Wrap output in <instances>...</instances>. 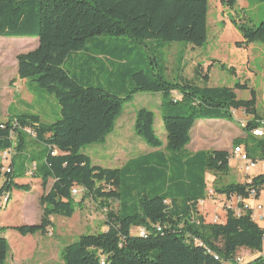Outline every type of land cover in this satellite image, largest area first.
<instances>
[{"label":"trees","instance_id":"obj_1","mask_svg":"<svg viewBox=\"0 0 264 264\" xmlns=\"http://www.w3.org/2000/svg\"><path fill=\"white\" fill-rule=\"evenodd\" d=\"M219 1L234 9L238 0ZM207 14L208 0H0V37L38 40L34 50L17 56L18 79L45 89L60 106L51 123L34 113L14 114L0 123V154L12 149L18 156L17 163L12 161L5 170L0 159V209L13 191L29 192L18 183L29 172L28 166H34L33 174L43 190L53 181L39 198L40 223L11 230L22 237L48 235L52 217L69 219L81 206L83 200L75 202L71 193L77 187L103 207L116 201L118 209L116 215H107L103 230L82 235L61 248L62 264H226L240 249L262 253L264 227L253 219L245 202L264 193V172L241 183L214 185L215 196L240 201L236 212L227 209L222 221L217 217L216 223H206L198 210L210 196L206 174L227 175L230 156L221 150L195 154L186 150L197 121H232L233 112L243 110L252 120L243 125L246 136L233 146H242L251 160L263 162L264 136L252 135L257 129L264 130V112L256 110L255 90L240 83L232 88H209L168 82L163 61L160 64L154 56L155 71L139 66L146 62V55L172 43L202 47ZM231 23L243 39L238 47L264 43V20L254 28L235 20ZM67 62L80 69L71 73L64 68ZM195 70L207 84L210 66L204 74L200 67ZM100 73L129 79L131 90L114 82L109 90L93 86V77ZM236 90L250 91V100H238ZM142 92L162 96L165 144L155 134L154 114L141 108L133 130L155 151L129 160L122 169L92 165L82 149L103 142L114 130L124 105ZM25 129L39 146L36 153L25 155L29 146ZM135 174L142 176V184L161 178L163 191L151 197L138 194L135 202H128L133 189L124 185L122 177ZM7 230L0 227V264L10 249L3 236ZM243 264H264V256Z\"/></svg>","mask_w":264,"mask_h":264},{"label":"rangeland","instance_id":"obj_2","mask_svg":"<svg viewBox=\"0 0 264 264\" xmlns=\"http://www.w3.org/2000/svg\"><path fill=\"white\" fill-rule=\"evenodd\" d=\"M244 3V8L241 7ZM233 20L238 25L244 24L248 27H257L264 20V0H239L234 9L222 6L219 0H208L206 42L202 47H192L182 43H172L165 48H160L157 53L146 55V64L139 66L156 70L153 63V56L159 60V63L165 65L164 78L171 83L186 82L197 87L209 88H232L235 83L246 84L250 89L256 92V110L259 113L264 112V43H251L242 47L236 44L243 41L241 34L231 23ZM38 45L35 38H2L0 37V123H4L11 115L27 112L38 114L42 120L48 123L55 121L59 113L60 106L55 98L43 88H37V85L30 80L31 86L36 88L32 91L22 80L17 77V56L34 50ZM143 50L142 46H139ZM251 47H254L252 50ZM155 58V59H156ZM210 66L209 81L207 84L196 75V68L200 67L202 74L206 73L207 65ZM147 66V67H146ZM64 68L73 73L78 64L69 66V62L64 64ZM97 74V72H96ZM110 82L115 85L122 84L126 91H130L131 81L127 78L112 77L106 73H100L98 77H93L91 84L105 90H109ZM114 85V86H115ZM173 97H179L173 93ZM238 100L248 101L251 98L250 91H237ZM162 96L160 93L142 92L124 105L121 116L116 122L114 130L98 144L88 145L82 149V153L87 155L92 165L105 169H122L129 160L141 158L153 150L141 138L135 135L133 124L136 112L145 108L154 114V131L156 136L165 144V130L162 123L160 105ZM22 103L29 104L32 110L26 108ZM232 121H212L200 120L196 122L191 134L190 144L186 149L195 153L198 151L212 152L216 150H227L230 157L232 154L233 143L237 139L244 138L246 131L243 125L252 120L251 116L246 115L243 110H236ZM33 137H28L29 146L25 152L27 154L36 153L39 146L32 142ZM24 157V155H22ZM21 157V158H22ZM18 156L15 151H11L10 158L2 161L4 170L13 161L17 163ZM34 166H28L29 172L19 180L25 183L26 187L32 190L31 193L18 192L10 193L8 202L0 209V224L8 228L9 234H19L11 227L23 225H36L40 223L42 212L39 204V196L43 191L41 189L40 179L33 174ZM229 173L227 175H216L212 172L206 174L207 193L212 191L214 185H223L228 183H241L247 176L240 172V165L237 161L230 163ZM262 173V167L259 165L251 172V176ZM122 180L126 187L132 188L133 192L127 196L128 202H135L138 194L154 196L163 191L164 182L161 178L142 184V176L135 174L123 175ZM0 179V186L2 184ZM52 182L44 192L48 191ZM75 196V202H83L77 208L74 215L67 219L55 216L52 218L51 230H48L47 236H42L49 242L42 245L37 244V240L16 243L9 236L11 251L8 252L4 264L13 263H44L58 264L62 263L59 259V249L75 242L80 236L92 234L104 229V223L109 213L116 215L118 203L110 201L103 207L99 201L87 197L83 189H78ZM19 193V194H16ZM253 210L264 212V193L259 199L248 201ZM232 209L236 212L235 201L227 202L224 198L214 195H207L205 201L198 206L199 213L204 217L206 223H212L215 217L222 221L225 210ZM258 224L264 227V222L258 221ZM137 229H133V232ZM135 233V232H134ZM22 238V236H20ZM39 246L36 254L35 247ZM239 251L237 256L243 258L244 262H249L257 257L264 255V246L262 253L252 252V254H242ZM33 256L32 260H29Z\"/></svg>","mask_w":264,"mask_h":264},{"label":"built area","instance_id":"obj_3","mask_svg":"<svg viewBox=\"0 0 264 264\" xmlns=\"http://www.w3.org/2000/svg\"><path fill=\"white\" fill-rule=\"evenodd\" d=\"M234 114V112H233ZM257 130H260L261 132H264V130L262 129H257ZM24 131L27 132V135L30 136V130L29 129H25ZM11 151L12 149H9L3 153L0 154V159L1 160H7L8 158H10V155H11ZM234 161H237L240 165V172L244 175L248 177H250V174L251 172L256 169L259 165H261L262 167V172H264V161L263 162H256V161H253L251 160L246 152L244 151L243 147L242 146H239V152H238V155H236V157H229V165L230 163L234 162ZM10 170L8 169L7 172H9ZM79 189V188H78ZM72 196L75 197L78 193V190L73 188L72 189ZM253 193L251 194V197L253 198ZM212 196H214L213 194V191H212ZM251 198V199H252ZM225 201L227 202H231V201H235V203L237 204L240 199L236 198V197H232L230 200H227V199H224ZM253 200V199H252ZM245 206L248 207V208H251L248 204V202L246 203L245 202ZM230 209V208H229ZM252 211H253V214H252V217L255 221H262L264 222V212H262L263 210L260 209V212H258V214L256 213L257 211L253 210V208H251ZM217 222V217L214 218V221L213 223H216ZM138 232H143L144 233V230L142 229H139ZM263 243H264V239H263ZM244 263V260L243 258L237 256L232 262H228L226 264H243Z\"/></svg>","mask_w":264,"mask_h":264},{"label":"crops","instance_id":"obj_4","mask_svg":"<svg viewBox=\"0 0 264 264\" xmlns=\"http://www.w3.org/2000/svg\"><path fill=\"white\" fill-rule=\"evenodd\" d=\"M238 2H239V0H238ZM244 6H245V4L244 3H241V7L242 8H244ZM252 48V50L254 49V47H251ZM208 66H212V64H209V65H207V67ZM20 82H24L28 87H29V89L30 90H32V91H36V88L34 87V86H31L30 84H29V82H27L26 80H22V81H20ZM253 90H254V88H253ZM237 91H239V90H236L235 91V95H236V92ZM23 105H25L26 106V108H28V109H30L31 107H30V105L28 104H26V103H22ZM21 113H27V112H20L19 114H21ZM31 113H34L33 111H31ZM198 122V121H197ZM196 124V123H195ZM195 126V125H194ZM193 129H194V127H193ZM193 129H192V131H193ZM192 131H191V134H192ZM187 150V149H186ZM153 151H155V150H151V152H153ZM188 151V150H187ZM217 151H220V150H217ZM221 151H227V150H221ZM151 152H149V153H151ZM189 152V151H188ZM198 152H201V151H198ZM189 153H191V152H189ZM195 153H197V152H195ZM195 153H191V154H195ZM148 154V153H147ZM49 182H52L51 183V185L49 186V188H48V191H49V189L51 188V186H52V184H53V181H49ZM49 182H48V184H47V186H46V188L48 187V185H49ZM18 183H20V184H22V185H25V183H21L20 181H18ZM26 186V185H25ZM41 189H42V187H41ZM43 190V189H42ZM18 192H20V191H18ZM32 192V190H30L29 189V192L28 193H31ZM12 193H14V191L12 192ZM27 193V192H26ZM44 193H46V192H44V190L41 192V195L39 196V198L44 194ZM16 194H19V193H17L16 192ZM250 206V205H249ZM251 207V206H250ZM252 208V207H251ZM40 209H41V207H40ZM41 212H42V209H41ZM53 218V217H52ZM52 218H51V221H52ZM53 223V222H52ZM0 226H2V224H0ZM9 232L10 231H5L4 233H3V236L6 238V240L8 241V244H9V251H11V244L9 243V236H11L12 238H13V240H16V243H21L20 244V246L22 247V245L24 244V243H26V242H29V241H31V242H33V241H35V240H37V244L38 243H42V245L43 244H45V243H47V242H49L48 240H46V239H44L43 237H41V235L40 234H35V235H29V236H26V237H20V235L19 236H17V235H15V234H9ZM42 236H47V235H42ZM38 248H39V246L37 245V247H35V251L33 252V254L35 253L36 254V252H37V250H38ZM59 251H60V249H59ZM239 251H242V252H240V253H242V254H252V251H250V250H246V249H240V250H238V252L237 253H239ZM34 254V255H35ZM264 256V255H263ZM32 258H33V256L29 259V260H32ZM13 264H44V263H13ZM58 264H62V263H58Z\"/></svg>","mask_w":264,"mask_h":264},{"label":"bare ground","instance_id":"obj_5","mask_svg":"<svg viewBox=\"0 0 264 264\" xmlns=\"http://www.w3.org/2000/svg\"><path fill=\"white\" fill-rule=\"evenodd\" d=\"M252 135L254 137H256V138H262L264 136V133L261 132L260 130H255V131L252 132ZM238 152H239V146L234 147L233 151H232L233 156L236 157V155H238ZM209 194H210V196H212V191H209ZM138 234L143 235L144 233L143 232H139Z\"/></svg>","mask_w":264,"mask_h":264}]
</instances>
